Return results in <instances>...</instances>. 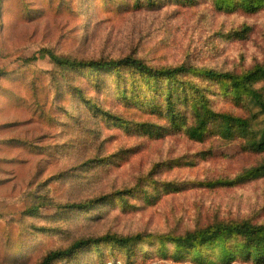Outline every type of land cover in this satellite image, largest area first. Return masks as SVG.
<instances>
[{
  "label": "trees",
  "instance_id": "16d2710c",
  "mask_svg": "<svg viewBox=\"0 0 264 264\" xmlns=\"http://www.w3.org/2000/svg\"><path fill=\"white\" fill-rule=\"evenodd\" d=\"M40 1L69 24L49 45L29 52L25 47L12 69H0V105L22 118L0 129L19 124L42 131L0 141L7 154L20 151L37 159L17 191L0 198V209L7 206L0 211V264H83L86 257L92 264H264V182L240 180L264 168V0H230L222 10L210 9L211 0ZM200 7L214 12L217 19L206 25L216 22V31L209 37L224 38L229 53L227 45L212 40L191 51L189 46L176 63L169 61L168 48L154 44L135 53L83 59L65 49L97 32H111L129 16L165 10L182 18ZM30 18L27 14L25 20ZM163 31L171 33L167 26ZM155 33L146 31L140 38ZM257 42L260 53L253 50ZM39 56L48 60L43 66ZM196 56L213 67L195 66ZM228 61L241 63L238 70L222 66ZM132 75L141 76L140 85ZM186 75L207 86L185 81ZM213 84L219 100L228 103L225 109L212 108L204 96ZM104 86H110L111 98L102 95ZM177 101L190 113L177 112ZM164 119L170 125L154 123ZM170 126L177 127L173 141L167 136ZM178 134L213 149L229 148L250 135L263 150L232 178L179 181L176 174L187 164L182 151L172 157L174 149L185 147ZM165 174L171 178L161 187L172 193L173 214L166 208V219L155 229L132 232L133 224L121 219V212L135 206L138 217L150 214L162 203L154 192ZM193 189L226 190L211 202L208 194ZM188 190L195 194L191 217L179 197ZM134 192L142 197L134 201ZM244 199L246 209L232 212ZM13 207L22 208L17 217L8 214ZM97 221V232H90Z\"/></svg>",
  "mask_w": 264,
  "mask_h": 264
},
{
  "label": "rangeland",
  "instance_id": "374dc122",
  "mask_svg": "<svg viewBox=\"0 0 264 264\" xmlns=\"http://www.w3.org/2000/svg\"><path fill=\"white\" fill-rule=\"evenodd\" d=\"M244 4L256 2L258 0H241ZM230 6V0H211L208 7L213 10H222ZM26 9H28L26 11ZM198 13L192 12L191 14L184 16L182 18H176L175 15L161 10L153 15L141 14L129 16L122 20L119 27L115 26L112 31L106 30L104 33L102 31L94 34L89 40L83 43H69L65 46V49L71 52L73 55L77 56L79 59L108 56L120 53H126L131 51L135 53L140 50V48L147 47L150 45L163 46L169 49V61L176 63L181 59V54L190 46L191 49L202 45L207 40L215 41L221 45H227L225 48V53L231 51L230 45L224 43V38L222 41H216V38L209 37V35L216 31L215 23L213 22L217 17L214 16V12L207 11L205 8H198ZM27 14H30V22L25 20ZM261 21L264 23V16ZM213 19L212 26L206 25ZM218 23L221 20L217 21ZM69 24L65 22L64 19L56 16L52 11L45 10L40 0H8L3 2V12L0 17V69L10 70L18 62V60L24 56V48L28 47V52L39 46L49 45V42H53V38L62 31V26ZM71 24V23H70ZM164 26L170 29V34H166ZM211 29V31H209ZM146 31L157 32L151 36H145L140 38L142 34ZM222 35H225L222 32ZM130 36H134L133 40L129 39ZM225 37V36H224ZM140 38V39H139ZM139 40V41H138ZM261 42H257L253 46V50L258 53L261 52L260 45ZM128 47H124L125 45ZM136 46L134 47V45ZM203 50V49H202ZM247 52V57H252L256 52ZM11 56V57H10ZM199 56V55H198ZM196 56L192 63L198 67H213L211 63L206 62V60H199ZM9 57V58H8ZM7 58V59H6ZM45 56H39L38 63L43 66L47 62ZM241 63L230 61L224 63L222 66L225 68H239ZM222 69V68H221ZM134 79L140 85L141 76L132 75ZM185 81L198 84L200 87L207 86V82L201 81L198 77L186 75ZM218 86L208 85L204 89V96L208 99L209 104L212 108L223 107L225 109L228 107V103L223 100H219L218 92L216 91ZM165 89L170 91V85H166ZM112 90L110 86H104L102 95L111 98ZM0 125L8 123H16L22 120L21 116L17 112L6 111L2 105H0ZM150 111H154L153 108H149ZM175 109L177 112L184 114H189L190 109L187 105H182L176 103ZM238 113V112H236ZM156 118V117H155ZM170 122L167 119L155 121L157 125H164ZM171 127V126H170ZM177 127L172 126L169 131L168 140L173 141L174 133H176ZM42 133L39 129H33L27 125L14 124L7 128L0 129V141L6 140L15 136H30L31 134L40 135ZM183 142L184 148L174 149L172 157L176 155L177 152L182 151L184 153L185 162L187 164L186 168L177 170V179L179 181H188V179H222L224 177L232 178L236 174H240L245 164L250 162V160L255 159L263 149L256 146L250 135L244 136L241 141L236 142L233 145H229V148L221 146L219 148L213 149L210 147H205L197 144L193 141L186 140L183 135L178 134ZM207 149L214 151L213 155H203L202 153ZM11 156L19 158L12 162H7ZM193 156V164L190 165ZM165 158L169 160V168L173 170L174 162L171 158L170 152L165 155ZM0 198L9 196L17 191L19 184L22 180L28 177L31 172L32 166L36 163L35 158L28 155L27 153H22L20 151H13L7 154L4 149L0 148ZM6 159V160H5ZM255 178L260 182H264V168H259L255 171L250 172L246 177L241 178V181L246 180V178ZM171 176L165 174L159 181L158 190L155 191V196H159L162 203L157 207L151 208V213L146 215L144 218L138 217L139 213L137 208L132 206L131 210L127 212H121L120 218L124 221L133 224L132 232L144 230V229H155L159 224H161L166 218L164 217L163 210L166 209L167 212L172 215L173 209L169 205V201L172 199V193L166 191L161 186L166 181H169ZM196 193L200 195L208 194L212 198L215 196H221L225 193L226 189L222 190H196ZM193 190H188L182 192L179 197L181 198L183 207L187 211L188 217L192 216L193 204L195 203V194ZM132 199L134 201L142 197V193H133ZM118 208L121 206L119 200L116 202ZM167 205V206H166ZM116 206V205H112ZM247 207V201L244 199L241 203L236 206L232 212L241 213ZM7 206L0 209L6 210ZM21 207H13L8 210L10 217H17ZM121 211V210H120ZM111 216L107 217V220ZM138 217V218H136ZM149 219H151V224H148ZM99 221L94 222L90 228V232H97L99 228ZM161 226V225H160ZM93 259L91 257H86L83 264H92ZM64 264V263H58ZM187 264V263H185Z\"/></svg>",
  "mask_w": 264,
  "mask_h": 264
}]
</instances>
